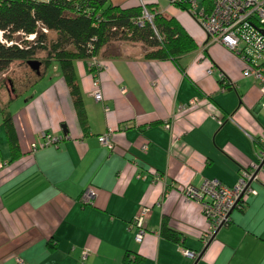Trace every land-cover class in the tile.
<instances>
[{
  "label": "crops",
  "instance_id": "crops-1",
  "mask_svg": "<svg viewBox=\"0 0 264 264\" xmlns=\"http://www.w3.org/2000/svg\"><path fill=\"white\" fill-rule=\"evenodd\" d=\"M110 2L126 8L139 0ZM146 2L175 17L197 48L179 58L180 69L144 57L140 42H116L119 54H100L96 72L103 103L92 96L87 61L75 60L85 126L57 62L35 80L15 61L22 79L15 90L2 82L0 109L7 106L19 151L12 159L1 120L0 264H264V173L208 245L200 239L207 227L200 207L180 193L206 179L231 187L258 161L264 93L244 76L241 57L209 42L180 6ZM42 132L64 139L31 151ZM106 132L111 148L98 140ZM88 188L95 197L84 204ZM143 208L149 210L138 243L131 225ZM181 248L200 256L186 258Z\"/></svg>",
  "mask_w": 264,
  "mask_h": 264
},
{
  "label": "trees",
  "instance_id": "trees-1",
  "mask_svg": "<svg viewBox=\"0 0 264 264\" xmlns=\"http://www.w3.org/2000/svg\"><path fill=\"white\" fill-rule=\"evenodd\" d=\"M153 6L154 3L149 2L145 5L152 15L148 21L142 15L140 2L123 8L110 0H0V31L2 37L11 42L0 41V75L5 74L13 62L21 61L29 69L26 75L34 73L37 80L52 61L57 62L78 119L85 126L83 103L73 66L75 60H86L93 74L98 70L92 63L94 59L103 63L100 54L116 56L119 54L114 46L116 42L132 41L143 45L144 57L168 59L181 69L179 58L197 48L193 37L175 17L155 12ZM41 27L47 31L43 32ZM51 32L53 38L49 37ZM33 33V40L25 38ZM29 60L39 62L38 72L29 67ZM5 79L15 90V79L11 75H6ZM6 109L7 106L4 107L7 113L3 115L2 122L14 159L19 147Z\"/></svg>",
  "mask_w": 264,
  "mask_h": 264
},
{
  "label": "built area",
  "instance_id": "built-area-1",
  "mask_svg": "<svg viewBox=\"0 0 264 264\" xmlns=\"http://www.w3.org/2000/svg\"><path fill=\"white\" fill-rule=\"evenodd\" d=\"M167 1L171 5L184 6L207 34L209 42H219L237 53L245 63L244 76L257 81L260 91L264 93V32H262L264 30V0H211L208 8L200 7L196 0ZM139 2L143 17L151 21L152 15L145 7L146 0H139ZM41 29L43 32L47 31L44 27ZM25 38L33 40L35 34H28ZM0 41L11 44L2 37V31H0ZM92 63L96 65L95 69H98L96 71L103 68V63L100 61L94 59ZM92 85L93 98L103 103L96 73H93ZM104 110H108V106L104 105ZM109 134L106 132L99 135L98 140L102 145L111 148ZM38 137L37 141L31 143V151L57 146L64 139L62 135L55 136L44 132ZM145 147L146 145L143 146ZM257 157V162L251 163L248 169L240 171L236 183L231 187L217 179H206L199 187L186 185L180 189L184 200L196 203L207 221V227L200 236L203 244H207L215 231L229 222L232 209L241 207L243 196L251 192V180H254L259 173H264V137L259 140ZM256 169L258 173L254 175ZM94 197L95 192L88 188L81 194L80 201L88 204ZM148 210L143 208L131 225L136 226L134 240L138 243L145 234L143 223ZM180 251L186 258L193 260L197 257V253L192 250L181 248Z\"/></svg>",
  "mask_w": 264,
  "mask_h": 264
},
{
  "label": "rangeland",
  "instance_id": "rangeland-1",
  "mask_svg": "<svg viewBox=\"0 0 264 264\" xmlns=\"http://www.w3.org/2000/svg\"><path fill=\"white\" fill-rule=\"evenodd\" d=\"M164 3H168V1L167 0H160V4L162 5V4H164ZM184 10V12L185 13H187V15L189 16V17H191V19H193V21H195L194 20V18L192 17V15L186 10V9H183ZM196 22V21H195ZM197 23V22H196ZM197 25H198V23H197ZM200 27V26H199ZM49 37L50 38H53L54 37V34L51 32L50 34H49ZM131 42V41H130ZM6 75H11V77H13L15 80L17 79H22V63H20V64H17L16 62H15V64H13V66H11L10 68H9V70L7 71V73L5 74V76H2V75H0V82L2 81L3 82V80L5 79V77H6ZM22 88V87H21ZM22 103V96L21 97H19L16 101H15V103H13L12 104V107H11V109H14V107L15 106H17V105H19V104H21ZM7 112L4 110V109H0V121L2 120V118H3V115L4 114H6Z\"/></svg>",
  "mask_w": 264,
  "mask_h": 264
},
{
  "label": "water",
  "instance_id": "water-1",
  "mask_svg": "<svg viewBox=\"0 0 264 264\" xmlns=\"http://www.w3.org/2000/svg\"><path fill=\"white\" fill-rule=\"evenodd\" d=\"M262 32H264V30H262ZM27 64L29 65V67H30L31 69H33V70H35L36 72H38V69H39V66H40V64H39L38 61H35V60H29V61H27ZM257 173H258V169L255 170L254 175H256ZM251 181H252V180H251ZM218 230H219V229H218ZM218 230L215 231V233L213 234V236H212L211 239L207 242L206 245H208V244L210 243V241L213 239V237L215 236V234L217 233ZM199 256H200V254L197 256V258H199ZM197 258H196V259H197ZM196 259H195V260H196Z\"/></svg>",
  "mask_w": 264,
  "mask_h": 264
},
{
  "label": "flooded vegetation",
  "instance_id": "flooded-vegetation-1",
  "mask_svg": "<svg viewBox=\"0 0 264 264\" xmlns=\"http://www.w3.org/2000/svg\"><path fill=\"white\" fill-rule=\"evenodd\" d=\"M11 85H12V83H11Z\"/></svg>",
  "mask_w": 264,
  "mask_h": 264
}]
</instances>
